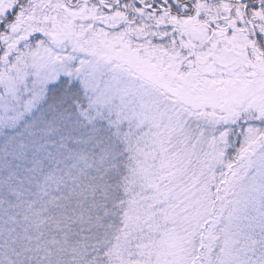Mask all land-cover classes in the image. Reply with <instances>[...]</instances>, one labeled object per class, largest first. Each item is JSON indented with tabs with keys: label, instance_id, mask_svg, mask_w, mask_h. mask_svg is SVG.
Here are the masks:
<instances>
[{
	"label": "snow or ice",
	"instance_id": "1",
	"mask_svg": "<svg viewBox=\"0 0 264 264\" xmlns=\"http://www.w3.org/2000/svg\"><path fill=\"white\" fill-rule=\"evenodd\" d=\"M0 264H264V0H0Z\"/></svg>",
	"mask_w": 264,
	"mask_h": 264
}]
</instances>
